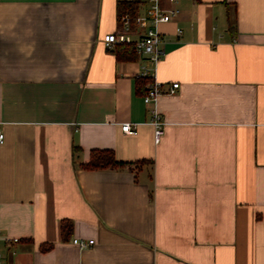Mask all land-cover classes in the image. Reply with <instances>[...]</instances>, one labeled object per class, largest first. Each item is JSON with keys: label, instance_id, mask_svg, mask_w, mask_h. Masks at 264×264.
Listing matches in <instances>:
<instances>
[{"label": "crops", "instance_id": "1", "mask_svg": "<svg viewBox=\"0 0 264 264\" xmlns=\"http://www.w3.org/2000/svg\"><path fill=\"white\" fill-rule=\"evenodd\" d=\"M121 1L0 0V264H264V0H178L159 25L179 87L157 143L146 60L103 42ZM95 149L128 164L84 168Z\"/></svg>", "mask_w": 264, "mask_h": 264}, {"label": "built area", "instance_id": "2", "mask_svg": "<svg viewBox=\"0 0 264 264\" xmlns=\"http://www.w3.org/2000/svg\"><path fill=\"white\" fill-rule=\"evenodd\" d=\"M147 7L143 13L131 14L126 9L117 10V21L121 30L117 33H109L103 37L105 46L113 49L118 44L132 43L138 56L146 60L147 65H142L138 78H145L143 85L142 99L146 106H149V124L153 128L154 142H159L164 133L165 120L156 107L158 98L163 95L174 94L178 87V82L164 84L156 79V65L163 54L161 48L162 36L159 31L161 23L171 21L179 12L177 8L178 0H146ZM135 30V38L130 36V31ZM176 33L181 34V29L177 28ZM120 128L123 133L134 134L137 124L122 122ZM4 141V134L0 132V143ZM17 241V238L11 239ZM74 244L80 248L89 246L93 240L84 241L73 239Z\"/></svg>", "mask_w": 264, "mask_h": 264}, {"label": "trees", "instance_id": "3", "mask_svg": "<svg viewBox=\"0 0 264 264\" xmlns=\"http://www.w3.org/2000/svg\"><path fill=\"white\" fill-rule=\"evenodd\" d=\"M126 9L131 14H135L137 10V2L135 1H121L117 5V10ZM112 51H114L117 59H131L136 53L134 45L132 43L127 44H118L116 45ZM145 78L137 79V90L142 94L144 92L143 85L145 83ZM128 162H123L115 159L112 150L109 149H100V150H92L90 152V157L87 162H85L82 166L86 169H98V168H119L123 167ZM72 229V223L70 221H63L61 224V230L64 234H69ZM47 245L44 248L49 247Z\"/></svg>", "mask_w": 264, "mask_h": 264}]
</instances>
